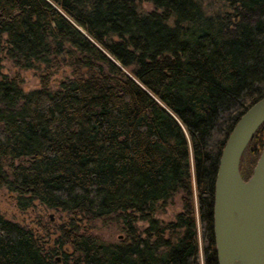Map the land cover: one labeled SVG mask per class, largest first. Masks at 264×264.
Here are the masks:
<instances>
[{
  "label": "trees",
  "instance_id": "1",
  "mask_svg": "<svg viewBox=\"0 0 264 264\" xmlns=\"http://www.w3.org/2000/svg\"><path fill=\"white\" fill-rule=\"evenodd\" d=\"M226 1L232 17L200 0H0V190L21 211L39 202L68 215L62 264H200L201 244L204 264H217L220 156L264 97V0ZM5 53L21 71L44 65L41 88L2 74ZM63 66L71 78L54 90ZM263 146L264 124L245 181ZM177 195L183 211L163 225L156 216ZM99 224L122 240L104 241ZM55 252L0 215V264H58Z\"/></svg>",
  "mask_w": 264,
  "mask_h": 264
},
{
  "label": "water",
  "instance_id": "2",
  "mask_svg": "<svg viewBox=\"0 0 264 264\" xmlns=\"http://www.w3.org/2000/svg\"><path fill=\"white\" fill-rule=\"evenodd\" d=\"M264 124V97L238 120L222 150L214 189L217 264H264V146L252 177L241 163Z\"/></svg>",
  "mask_w": 264,
  "mask_h": 264
},
{
  "label": "rangeland",
  "instance_id": "3",
  "mask_svg": "<svg viewBox=\"0 0 264 264\" xmlns=\"http://www.w3.org/2000/svg\"><path fill=\"white\" fill-rule=\"evenodd\" d=\"M200 1L206 14L209 16L225 17L226 15H229L232 17L236 14V9L226 0ZM143 8L146 11H152V6L148 4H145ZM2 57V74L10 77L20 74L23 81L22 89L25 93L41 88L42 77L47 73L44 65H40L39 68L35 70L21 71L15 67L12 61L7 59L6 53L3 54ZM71 73V69L66 66L54 71V75L52 76L50 82L52 89H59L63 81L71 78ZM182 211V196L177 195L169 201L164 211H161L156 217L161 221V223H163V225H167L170 222H174L176 217L182 213ZM0 215L13 223H17L22 227L31 230L47 252L51 253L55 250V258H57L58 264H62L63 253H72V250L68 247L59 248L56 244L60 228L69 220L66 213L48 209L39 202H35L34 206L27 211H21L17 205L16 196L11 194L7 189H1ZM197 219L199 220V217ZM139 227L142 230H146L148 228V223H139ZM198 227L200 231V224H198ZM97 234L108 243H117L123 238V234L117 225L105 226L103 224H99ZM200 247V264H204L202 244Z\"/></svg>",
  "mask_w": 264,
  "mask_h": 264
}]
</instances>
